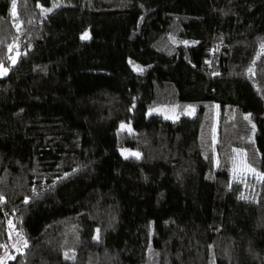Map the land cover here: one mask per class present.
Returning a JSON list of instances; mask_svg holds the SVG:
<instances>
[{
    "label": "trees",
    "instance_id": "1",
    "mask_svg": "<svg viewBox=\"0 0 264 264\" xmlns=\"http://www.w3.org/2000/svg\"><path fill=\"white\" fill-rule=\"evenodd\" d=\"M262 45L264 0H0L7 264H264Z\"/></svg>",
    "mask_w": 264,
    "mask_h": 264
},
{
    "label": "rangeland",
    "instance_id": "2",
    "mask_svg": "<svg viewBox=\"0 0 264 264\" xmlns=\"http://www.w3.org/2000/svg\"><path fill=\"white\" fill-rule=\"evenodd\" d=\"M57 1V0H56ZM87 33L88 37V31H85L81 36H84V34ZM86 37V38H87ZM14 61V55L11 56V62ZM7 68L3 65H0V75H3L6 73L4 70ZM159 110L166 114L167 116L170 115L172 111L170 108L166 107H160ZM217 118L218 113H216L215 116V125H214V131L213 134H216V128H217ZM215 137V136H214ZM215 140V138H214ZM133 151H127L121 150L122 154H128ZM135 153V152H134ZM262 178V175L254 170L252 167L248 165L245 158L244 150L239 148H234L232 152V157L230 161V183H239L241 184V198L244 200H253L256 197L257 194V185L259 184L260 180ZM10 237H11V244L10 247L14 250H19L22 248L23 240L21 237L14 232L13 229H10ZM13 256V253L11 252L10 248H4L0 251V264H7V261L11 259Z\"/></svg>",
    "mask_w": 264,
    "mask_h": 264
},
{
    "label": "snow or ice",
    "instance_id": "3",
    "mask_svg": "<svg viewBox=\"0 0 264 264\" xmlns=\"http://www.w3.org/2000/svg\"><path fill=\"white\" fill-rule=\"evenodd\" d=\"M55 6H58V5H54V7ZM13 9H15V2H13ZM87 37V33H85L84 34V36H82L81 38L82 39H84V38H86ZM262 47H264V45H262ZM5 72H6V69L4 70ZM252 71V69H249V72H251ZM246 119H247V117H246ZM123 127V126H122ZM133 155H135L137 158H139V154H133ZM242 198H244V197H242ZM66 258H67V256H66Z\"/></svg>",
    "mask_w": 264,
    "mask_h": 264
}]
</instances>
